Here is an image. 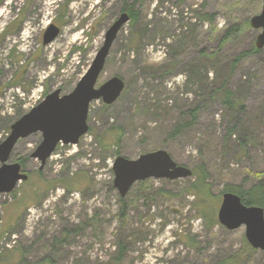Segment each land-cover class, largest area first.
<instances>
[{
	"label": "rangeland",
	"instance_id": "374dc122",
	"mask_svg": "<svg viewBox=\"0 0 264 264\" xmlns=\"http://www.w3.org/2000/svg\"><path fill=\"white\" fill-rule=\"evenodd\" d=\"M262 5L0 0V143L51 93H72L120 15L131 10L135 17L98 82L119 77L125 90L111 106L92 103L89 132L78 145H59L43 170L31 159L41 134L17 145L11 163L22 161L30 180L0 198V264H117L120 246L121 264H223L240 253L245 227L228 231L217 214L224 189L264 181V49L252 53L259 31L243 25ZM234 22L242 33L221 42ZM51 25L61 34L44 46ZM226 91L236 110L225 104ZM195 109L196 121L187 119ZM185 119L190 127L174 134ZM159 150L191 171L204 168L218 226L208 229L198 216L189 194L193 177L137 183L120 197L116 158L136 161ZM63 181L82 186L68 193L58 186ZM243 264H264V252Z\"/></svg>",
	"mask_w": 264,
	"mask_h": 264
},
{
	"label": "water",
	"instance_id": "95a60500",
	"mask_svg": "<svg viewBox=\"0 0 264 264\" xmlns=\"http://www.w3.org/2000/svg\"><path fill=\"white\" fill-rule=\"evenodd\" d=\"M131 22V15L124 12L105 34L103 47L98 51L87 73L79 81L72 93L62 96L57 90L22 117L11 127L8 138L0 143V198L13 193L19 184L29 180L26 170L20 163H11L17 145L29 137L41 134L42 143L31 159L38 160L43 170L59 145H78L89 132L88 117L92 103L102 101L111 106L125 90V83L113 77L98 87L118 35ZM252 30L259 31L256 48L264 49V0L261 13L250 21ZM61 34V29L51 25L44 35V46L52 44ZM112 171L114 188L122 199L126 198L137 184L148 180L176 181L193 177L190 169L179 166L164 150L140 156L136 161L123 157L116 158ZM218 222L228 231L245 227V238L250 247L264 252V209L249 207L232 193L224 194L217 214Z\"/></svg>",
	"mask_w": 264,
	"mask_h": 264
},
{
	"label": "trees",
	"instance_id": "16d2710c",
	"mask_svg": "<svg viewBox=\"0 0 264 264\" xmlns=\"http://www.w3.org/2000/svg\"><path fill=\"white\" fill-rule=\"evenodd\" d=\"M259 3L260 1L263 2V0H257ZM239 7V1L234 3V10L238 9ZM131 15V20H133L132 22V26H134L135 23V17L134 14L132 13V11L130 10L128 12ZM198 20H200L197 17ZM202 21L212 25L213 21L211 18H209L208 16L202 17ZM250 18L244 22V26L246 27H251L250 26ZM233 27L230 29H226V31L224 32V35L222 36V41L223 43H226V41L229 40V38H231L233 35L242 33V29H243V25L238 23H233ZM252 53L253 54H257L260 52V50H258L256 48V46L252 47ZM240 60H238L237 62H239ZM224 98H225V104L229 107V110H234L235 109V104L233 101V96L231 94V92L226 91L224 93ZM236 110V109H235ZM235 111H233L234 113ZM199 114L198 109L195 110H191L188 113L187 119L192 120V121H196L197 119V115ZM192 123H187L186 119L181 123L178 124L177 126H175V130H174V134H178L183 130H186L190 127ZM12 124L10 123V126ZM235 132V130H231L230 134H229V139L231 138V134H233ZM19 163L23 166L24 168V163L22 161H19ZM193 172V178L195 180V182L191 185L190 187V192L189 194L193 196L195 202V210H197L198 212V216L200 217V219L203 221L204 226L208 229H212L215 226H218V222L216 220V208L213 207H209V196H211L210 193V188L206 185L208 182V178H207V172L204 170L203 167L199 168L195 167L194 170H192ZM37 175H40L39 173ZM261 175H255V178L260 177ZM30 180V178H29ZM74 183H76V181H74ZM72 181H63L61 182L60 185H58L59 187L63 188L65 191H67L68 193H72L74 191L79 190V188L82 185H79L77 187V185H75ZM227 193H232L235 194L237 196H239L242 199V202L244 205L249 206V207H260L264 209V181H258L257 184L251 185L249 187H227L226 189H224V191L222 192V195L227 194ZM208 203V205H207ZM197 205V206H196ZM58 243H62V240L58 241ZM243 244H244V249L236 254V256H232L227 260H225L223 262V264H243L245 263V261H248V259L254 255L257 251H255L254 249H252L250 247V245L248 244V242L246 241V239H243ZM120 250L117 253V257H116V263L117 264H121L123 257H124V251H122L121 246L119 247Z\"/></svg>",
	"mask_w": 264,
	"mask_h": 264
},
{
	"label": "bare ground",
	"instance_id": "6f19581e",
	"mask_svg": "<svg viewBox=\"0 0 264 264\" xmlns=\"http://www.w3.org/2000/svg\"><path fill=\"white\" fill-rule=\"evenodd\" d=\"M42 5V4H41Z\"/></svg>",
	"mask_w": 264,
	"mask_h": 264
}]
</instances>
